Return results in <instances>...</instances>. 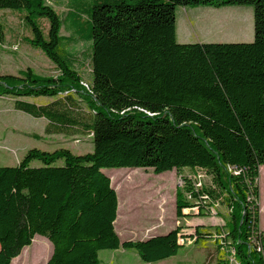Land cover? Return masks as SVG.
<instances>
[{"label":"trees","instance_id":"16d2710c","mask_svg":"<svg viewBox=\"0 0 264 264\" xmlns=\"http://www.w3.org/2000/svg\"><path fill=\"white\" fill-rule=\"evenodd\" d=\"M245 4L253 7L252 41H177V7ZM0 9L18 12L22 41L58 71L0 74V96L16 97L15 109L44 118L45 133H81L92 143L81 154L32 148L17 164L0 165V264H10L36 235L52 245L44 264H99L101 249H134L143 262L175 255L180 226L120 240L117 194L102 169L121 167L177 171L176 216L191 207L203 215L218 204L226 211L213 232L196 225L194 240L214 236L239 264H264L257 184L264 165V0H68L64 13L48 0H0ZM77 43H88L87 86L74 66ZM74 94L90 110L87 118L72 112ZM17 97L55 99L38 105Z\"/></svg>","mask_w":264,"mask_h":264},{"label":"rangeland","instance_id":"374dc122","mask_svg":"<svg viewBox=\"0 0 264 264\" xmlns=\"http://www.w3.org/2000/svg\"><path fill=\"white\" fill-rule=\"evenodd\" d=\"M68 0H48L59 13L66 11ZM17 11L0 9V21L4 28V40L0 43V74H18L30 68L41 76L58 74L40 50L27 45L22 36L27 35ZM176 32L192 41L204 42H250L253 40V7L250 4L230 5L220 8L208 6L177 7ZM63 34L68 32L63 31ZM75 68L82 77V84L90 81L87 58L88 43L74 45ZM63 94L60 95L62 97ZM73 113L78 118H87L90 110L79 95L74 94ZM35 104H47L55 97H17ZM16 97L0 96V165L17 164L27 150L38 148L53 151L63 147L81 154L92 150L91 138L81 133H45L46 120L36 118L14 108ZM55 165H61L58 160ZM39 166L35 160L31 163ZM110 177L118 200L117 217L114 228L121 241L144 240L164 234L180 226L182 246L177 253L156 262H143L134 249H101L98 251L99 264H239L233 250L219 246L213 237L195 241L194 227L200 225L202 231L213 232V227L224 223L220 214L224 207L215 205L210 212L198 215L191 208L183 209V216H176L175 191L180 186V176L174 169L154 173L151 168H103ZM183 175L191 171L184 169ZM197 176L208 182L198 170ZM259 189V228L264 229V168L257 177ZM195 222L199 224L194 225ZM221 243V241H219ZM52 252L51 242L36 235L31 244L11 260L10 264H44Z\"/></svg>","mask_w":264,"mask_h":264},{"label":"crops","instance_id":"0c3cea01","mask_svg":"<svg viewBox=\"0 0 264 264\" xmlns=\"http://www.w3.org/2000/svg\"><path fill=\"white\" fill-rule=\"evenodd\" d=\"M177 33V32H176ZM177 41L178 42H180V43H187V42H204V41H192V40H189V39H187V36L186 37H184V35H182V34H177ZM261 168H264V165H261L260 167H259V170L261 169ZM196 224H199V222H195L194 223V225H196ZM264 230V229H263Z\"/></svg>","mask_w":264,"mask_h":264},{"label":"built area","instance_id":"2783aa9c","mask_svg":"<svg viewBox=\"0 0 264 264\" xmlns=\"http://www.w3.org/2000/svg\"><path fill=\"white\" fill-rule=\"evenodd\" d=\"M195 185H196V182H195ZM191 209L193 210L194 213H196V211H197V208L196 207H191ZM181 235H182V233H179V236H181ZM178 242H179V237H178Z\"/></svg>","mask_w":264,"mask_h":264}]
</instances>
